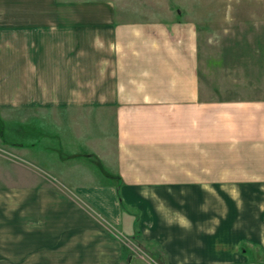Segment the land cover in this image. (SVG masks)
I'll return each instance as SVG.
<instances>
[{
  "label": "crops",
  "instance_id": "obj_1",
  "mask_svg": "<svg viewBox=\"0 0 264 264\" xmlns=\"http://www.w3.org/2000/svg\"><path fill=\"white\" fill-rule=\"evenodd\" d=\"M118 17L104 0H0V109L109 120L104 150L82 154L110 162L107 180H56L121 228L117 192L152 194L168 264H264V51L245 68L223 48L216 69L195 26ZM52 255L0 250L5 264Z\"/></svg>",
  "mask_w": 264,
  "mask_h": 264
},
{
  "label": "rangeland",
  "instance_id": "obj_2",
  "mask_svg": "<svg viewBox=\"0 0 264 264\" xmlns=\"http://www.w3.org/2000/svg\"><path fill=\"white\" fill-rule=\"evenodd\" d=\"M104 1L121 21L168 30L195 26L203 48L208 42L204 51L216 69L225 49L240 62L252 60L256 49L264 51V0ZM244 74L252 75L246 69ZM112 131L110 121L100 122L93 112L85 118L33 109L19 120L13 109H0V250L50 251L52 264H168L150 216L160 206L152 194L117 192L123 212L128 211L127 226L121 228L56 180L80 181L86 173L94 183L107 180L110 162L82 154L104 150L101 139ZM123 198L145 200L148 208ZM0 259L5 264V257Z\"/></svg>",
  "mask_w": 264,
  "mask_h": 264
}]
</instances>
